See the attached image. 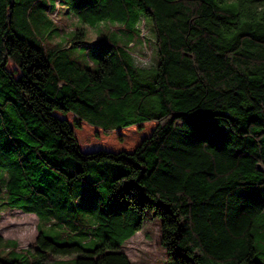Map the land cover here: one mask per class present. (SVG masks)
<instances>
[{
	"label": "trees",
	"instance_id": "trees-1",
	"mask_svg": "<svg viewBox=\"0 0 264 264\" xmlns=\"http://www.w3.org/2000/svg\"><path fill=\"white\" fill-rule=\"evenodd\" d=\"M55 1L125 36L150 18L158 61L141 67L114 41L96 69L53 65L38 33L15 29L38 0H0V208L101 239L38 225L32 264H133L123 246L148 213L173 264H264V0ZM77 132L116 148L84 151Z\"/></svg>",
	"mask_w": 264,
	"mask_h": 264
},
{
	"label": "rangeland",
	"instance_id": "rangeland-1",
	"mask_svg": "<svg viewBox=\"0 0 264 264\" xmlns=\"http://www.w3.org/2000/svg\"><path fill=\"white\" fill-rule=\"evenodd\" d=\"M23 1V0H22ZM55 0H38V4L30 9L29 24L24 20L21 6L17 15L15 29L22 36L27 37L33 31L41 37L47 50L52 54L50 60L53 65L70 62L77 67L96 69L99 62L101 47L105 43L118 42L127 46L133 52L137 64L141 67H153L157 64L158 55L154 43L155 33L150 18L144 17L140 25V33H128L126 36L119 24L111 21H102L96 25L83 22L72 13L64 3L55 1L54 12L49 13L51 2ZM84 33L81 45H71V39ZM72 121V117H69ZM81 149L91 150L95 147L114 149V137L82 136L77 132ZM129 138L135 139L129 133ZM131 146V145H129ZM7 174L6 172H4ZM2 172H0V175ZM144 225L131 239L126 241L123 251L133 264H173L168 260L166 250L161 244V218L148 213ZM40 220V221H39ZM40 222V224H39ZM39 229L45 235L66 243L78 242L87 248H93L101 243L99 237H91L85 233L76 234L70 228L77 222L62 223V216L55 213L52 216H40L35 213H25L18 209L0 208V258L5 261L18 260L20 264H32L34 248ZM85 227L87 224L78 222ZM61 234L63 238H57ZM258 259L263 258L261 252L264 243L259 238L256 242Z\"/></svg>",
	"mask_w": 264,
	"mask_h": 264
},
{
	"label": "crops",
	"instance_id": "crops-1",
	"mask_svg": "<svg viewBox=\"0 0 264 264\" xmlns=\"http://www.w3.org/2000/svg\"><path fill=\"white\" fill-rule=\"evenodd\" d=\"M55 259H56V260H59V259L65 260V259H67V258H59V259H58V258H55Z\"/></svg>",
	"mask_w": 264,
	"mask_h": 264
}]
</instances>
